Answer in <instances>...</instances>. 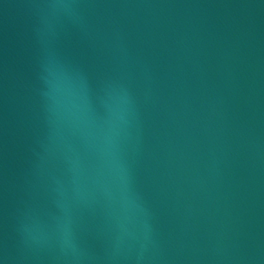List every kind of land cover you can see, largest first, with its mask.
Segmentation results:
<instances>
[{
	"label": "water",
	"instance_id": "95a60500",
	"mask_svg": "<svg viewBox=\"0 0 264 264\" xmlns=\"http://www.w3.org/2000/svg\"><path fill=\"white\" fill-rule=\"evenodd\" d=\"M0 0V264H264V0Z\"/></svg>",
	"mask_w": 264,
	"mask_h": 264
},
{
	"label": "clouds",
	"instance_id": "9594fccd",
	"mask_svg": "<svg viewBox=\"0 0 264 264\" xmlns=\"http://www.w3.org/2000/svg\"><path fill=\"white\" fill-rule=\"evenodd\" d=\"M45 7L52 10L53 13H56V12H59L61 10L70 9L71 7H73V5H71L69 3H64V2H62V0H53L52 3L47 4Z\"/></svg>",
	"mask_w": 264,
	"mask_h": 264
}]
</instances>
